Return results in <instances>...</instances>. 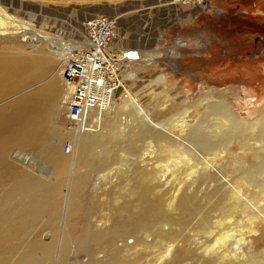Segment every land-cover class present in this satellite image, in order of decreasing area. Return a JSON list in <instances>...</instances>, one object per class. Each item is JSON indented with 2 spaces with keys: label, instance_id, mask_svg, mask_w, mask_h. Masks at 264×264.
Returning a JSON list of instances; mask_svg holds the SVG:
<instances>
[{
  "label": "rangeland",
  "instance_id": "rangeland-1",
  "mask_svg": "<svg viewBox=\"0 0 264 264\" xmlns=\"http://www.w3.org/2000/svg\"><path fill=\"white\" fill-rule=\"evenodd\" d=\"M97 14L116 15L117 31L122 38L119 43L131 48L139 47L142 55L139 61L124 67L121 73L125 81L121 88L123 91L117 92L112 100L115 110L109 113L98 132H91L92 135L98 134L97 140H92L89 147L90 166L82 167L76 162L74 167H70V177L63 190L65 198L56 223L42 219L32 222L29 230L21 231L28 232L23 235L26 245L50 241L55 237L52 264H60L61 261L63 264H87L91 261L89 244L76 247L82 235L80 232L88 225L89 230L105 231L111 225L109 208L133 203L134 196L129 190L138 173L157 171L160 183L149 196L156 201L164 198L166 202L188 191L183 184L186 179H191L198 171H207L209 180L203 183L199 178V191L182 201L193 212L198 211L205 195L208 194V201L214 202L222 195L221 187H232L230 182L234 180L235 173L227 166L224 168L223 163L233 158L237 161L245 159L251 164L254 162L250 157L252 152L237 148L236 140L226 151L215 154L197 145L193 136L198 131L206 132L201 129L208 122L198 125L203 118L196 115L203 116L209 103H222L228 107L241 128L255 127L264 133V0H208L205 4L193 5L173 3V0H0V53H6L13 47L29 51L42 40L47 52L53 48L50 51L64 53V65L67 49L85 40L87 29L84 21ZM60 71L56 74L61 87L66 90L69 83L61 79ZM29 89H23L16 96L27 93ZM14 96L5 97L3 103L7 104ZM122 98L127 100L124 102ZM130 98H134L140 107H145L140 121L134 118L131 110L121 106L131 103ZM61 109L59 119L54 122L62 133L60 154L72 159L81 150L77 139L69 133L75 132L77 125L68 123L65 104ZM185 110L189 116L182 123ZM99 114L102 112H93L95 118ZM193 117H196L194 121ZM221 121L227 125L225 120ZM191 124L195 125L187 127ZM216 127L211 126L210 130ZM226 129L221 128L213 135L221 139V134L227 133ZM75 133L80 135L78 131ZM104 135L114 139L110 143ZM155 135L173 137L181 151H161L153 139ZM66 141L72 142L70 154L63 152ZM247 142L260 152L256 163L258 168H264V139L247 138ZM44 162L46 165L41 167L42 172L24 167L21 162L18 164L35 176L46 178L45 175L52 176V165L49 161ZM77 177H85L80 182L82 193L78 201L84 208L99 202L102 209L94 211L87 219L85 210L76 220L77 214V227L68 233L67 239H70L63 245L68 232L70 200H74L70 193ZM259 178L264 187V175ZM232 189L235 192L239 190L237 187ZM260 189L256 190L258 197L254 207H251V201L248 203L251 215L239 221L242 226L230 231L232 235L227 240L218 239L217 232L193 233L188 243L191 255L185 256L180 248H174L165 250L162 253L165 258L159 259L162 255H158L157 230L153 225L143 231L145 240L151 245L148 252L141 254L131 250L123 253L122 257L133 260L135 264H238L249 260L251 255L264 259V188ZM245 194L239 193L247 199ZM4 209V204L0 203V210ZM162 226L165 231L169 230L168 224L162 223ZM186 232H190L188 228ZM106 233L100 234L104 243L108 241ZM135 240L134 235L128 234L117 239L115 246L123 247L126 242L133 245ZM22 241V237L18 238V242ZM24 246L20 245L19 253L16 251L9 263L23 254ZM35 252L39 258L42 257V250ZM98 257L102 264H107L113 254L108 246L103 245L98 250Z\"/></svg>",
  "mask_w": 264,
  "mask_h": 264
},
{
  "label": "bare ground",
  "instance_id": "bare-ground-1",
  "mask_svg": "<svg viewBox=\"0 0 264 264\" xmlns=\"http://www.w3.org/2000/svg\"><path fill=\"white\" fill-rule=\"evenodd\" d=\"M173 3L193 5L186 3V1L184 2V0H173ZM38 44L31 47L33 49L29 51H22V49L13 47L6 50V53H0V203L5 206V211L0 210V264H8L12 255L15 254L22 244H25L26 250L9 264H52L55 237L50 241L26 245L27 242L23 235L28 232L21 231L29 230L33 226L32 222L42 219L52 224L56 223L65 198L63 190L67 185L70 167L76 162L82 167L90 166L88 162L89 147L98 134L93 133L92 135L91 132L99 130L105 124L109 113H112L116 108L113 107L112 97H106L107 99L103 98L101 100L102 103H105L104 108L88 110L86 123L83 125L84 127L88 126L87 132H80L77 124L75 132L78 131L80 135H76L73 131L72 133L69 132L72 137L77 139L78 146L81 149L80 153L72 159L62 156L59 149L62 133L60 127L56 126L54 122L59 119L62 105L65 104L66 106L69 103L68 99L71 96L74 84L62 77L63 81L69 83V87L64 90L61 87L62 84L60 85L58 74H56L57 71L63 70L64 53L57 54L54 51H50L53 48L50 50L47 48V52L42 40H39ZM89 45L90 35L87 32L84 42L74 44L67 51L89 47ZM121 81L122 84H120L115 95L117 92L123 91L121 88L125 85V81ZM27 87H30L27 93L25 91L16 96L17 93ZM11 94H15L14 98L4 104L5 97L9 98ZM115 95L113 94L112 96L114 97ZM104 96H107L106 92ZM126 100L127 98L124 99V102ZM130 102L122 104V108L126 107L128 111L131 110L134 118L140 121L145 107L143 105L140 107V104L138 105L134 98H130ZM216 103L212 102L206 105V112L203 116L196 115L197 118H203L202 121H199L200 123H197L198 125L205 124V122H208V125L201 129L206 132H196L193 139L198 142L197 145L201 149L210 154L226 151L233 140H236L237 148L249 149L252 152L250 157H252L254 162L251 164H248L245 159L237 161L233 158H228V161L223 163L224 168L227 166L235 173L234 180L231 179L230 184L234 188L237 187L239 189L238 192H235L232 187L223 186L221 187L222 195L216 201H208L207 194L202 204L199 205L198 211L193 212L191 208L185 207L182 201L199 191L197 183L199 178H201L203 183L209 180L207 171H198L191 179L182 181L188 191L179 195L176 199L173 198L175 200L170 198L166 202H164V198L156 201L155 199H150L149 196L150 193L157 190L160 183V180H157V171L153 170L143 174H139L137 171L138 176L134 179L135 182L129 190L134 196L133 203H117L118 205L109 208L111 225L107 226L105 231L89 230L90 226L88 225L86 226L88 229L85 228L80 232L82 235L76 247L79 248L89 244L88 252L90 253L91 261L87 264H102L98 257V250L103 245L104 247L108 246L111 254H113L112 260L107 262V264H135L131 259L125 260L122 254L129 253L131 250L141 254L144 251L148 252L151 245L145 240L143 231L145 230L146 232L153 225H155L157 230L156 246L159 252L158 255L161 253L163 256L160 255L159 259L165 258V254H162L165 250L172 251L174 248H180L183 255L188 256L192 254V249L188 246V243L194 234L217 232L216 237L218 239L227 240L232 235L230 231L235 230L237 226H242L239 221L244 216L251 215L250 205L254 207V204H256L255 199L258 197L256 190L264 188L259 178L261 174L264 175V168H258L259 164L256 163V159L260 152L258 153L254 147L248 144L247 138L264 139V133L260 131L261 129L259 130L255 127L250 129L241 128L228 107H225L222 103ZM94 111L102 112V114L95 118V115H93ZM186 113H188L186 110L182 112V114H185L184 120H181L182 123L187 121V116L189 115ZM89 117H91L90 121L94 120L95 122L93 121L90 124ZM196 117H193L192 121ZM147 118L149 119L148 116H146ZM222 119L227 122V125L223 124ZM192 125L195 124L187 127ZM215 125L218 127L210 130V127ZM90 127H96V129H91ZM224 127L227 128V133L224 131L223 133L225 134H221V139H217L213 132L219 133V129ZM105 139L111 143L114 138L105 136ZM153 139L157 141H155L156 145L161 151L172 152V149L181 151L178 148L179 144L171 136L155 135ZM162 139L163 144L160 142ZM230 160L234 161L230 162ZM44 161H49L52 165V176L45 175L46 178L37 177L24 169L21 164H18V162H21L24 167H31V169L42 172L41 167L46 165ZM84 179L85 177L82 179L77 177L76 183L72 185L70 196L71 199L74 197V200H70L68 232H66L67 236L63 245L67 244L70 239H67L68 233H71L70 231L77 227L76 220L80 217L79 213L85 210L86 214H84L87 219L94 211L99 210L102 205L99 206V202H97L95 205L84 208L83 204L78 201L79 195L82 193L80 182H83ZM239 193L241 195L245 194L248 198L244 197V199ZM172 201L173 203H171ZM249 201H251L250 205H248ZM77 214L78 216L75 220ZM162 223L169 225L168 231H165L163 226L161 227ZM186 228L190 232H186ZM103 232H108L106 233L108 236L106 243L103 242V238L101 240L100 234ZM128 234L136 237L134 244L129 245L126 242L123 247H116V240L119 238L123 239ZM20 237L23 238L21 243L18 242ZM37 249L42 250L41 258L36 255L35 250ZM17 253L19 252L17 251ZM60 264H63V261ZM238 264H264V259L260 256L251 255L249 260H242Z\"/></svg>",
  "mask_w": 264,
  "mask_h": 264
},
{
  "label": "built area",
  "instance_id": "built-area-1",
  "mask_svg": "<svg viewBox=\"0 0 264 264\" xmlns=\"http://www.w3.org/2000/svg\"><path fill=\"white\" fill-rule=\"evenodd\" d=\"M188 4H205L208 0H184ZM88 19V20H87ZM84 21L90 35L89 47L66 52L62 76L74 84L66 105V118L70 125L75 123L80 132L87 131V111L104 108L101 100H114L117 89L124 80L121 73L127 64L141 59L139 47L122 46L117 31L116 15L97 14ZM107 96H104V94ZM107 102H109L107 100ZM91 117H89L90 121ZM94 120L91 121V123ZM95 122V121H94ZM81 125V126H80ZM64 152L70 153L72 142L64 143Z\"/></svg>",
  "mask_w": 264,
  "mask_h": 264
}]
</instances>
